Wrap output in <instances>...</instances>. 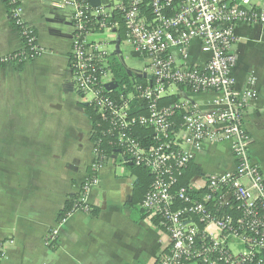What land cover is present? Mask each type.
<instances>
[{
    "label": "built area",
    "instance_id": "1",
    "mask_svg": "<svg viewBox=\"0 0 264 264\" xmlns=\"http://www.w3.org/2000/svg\"><path fill=\"white\" fill-rule=\"evenodd\" d=\"M3 1L11 7L20 40L36 41L22 22L20 0ZM49 2L68 12L73 28L72 82L89 98L87 105L98 119L97 132L109 139L115 148L112 157L120 165L140 167L153 176L140 208L158 220L170 241L155 264H264V175L249 156L251 140L243 122L254 98L250 88L254 79H249V88L237 92L232 77L236 30L240 25H264V0H117L97 8L87 0ZM99 32L109 34L111 53L101 42L90 40ZM117 39L120 54L124 44L129 57L142 64L141 69L131 70L119 61L129 77L143 81L133 83L131 89L122 85L121 91L108 63L110 56L116 57ZM195 41L206 56L202 62H191ZM33 49L37 56L42 53L37 44ZM111 84L116 88L109 89ZM174 89L214 98L207 110L190 100L163 105L165 97L176 94ZM99 138L92 141L90 174L76 194V204L70 211H60L57 225L76 211L92 209L86 196L98 185L97 171L110 159L99 148ZM223 143H229L233 170L200 174L178 186L195 153ZM57 239L58 229L52 228L44 243L53 248Z\"/></svg>",
    "mask_w": 264,
    "mask_h": 264
},
{
    "label": "crops",
    "instance_id": "2",
    "mask_svg": "<svg viewBox=\"0 0 264 264\" xmlns=\"http://www.w3.org/2000/svg\"><path fill=\"white\" fill-rule=\"evenodd\" d=\"M109 3L100 0V5ZM20 6L22 22L35 31L42 53L22 67L0 66V264H155L169 236L139 205H128L137 178L114 157L97 171L98 185L86 196L97 212L76 211L57 225L64 203L90 174L92 124L84 111L89 98L72 82L68 12L49 0H20ZM236 37L234 88L242 92L254 79V98L243 122L251 140L249 156L264 175V25H240ZM198 46L195 41L190 49L193 63L206 58ZM21 49L0 0V59ZM175 92L174 97L202 110L214 98ZM193 163L201 175L234 169L229 143L204 146ZM52 228L58 229V239L48 248L44 239Z\"/></svg>",
    "mask_w": 264,
    "mask_h": 264
},
{
    "label": "trees",
    "instance_id": "3",
    "mask_svg": "<svg viewBox=\"0 0 264 264\" xmlns=\"http://www.w3.org/2000/svg\"><path fill=\"white\" fill-rule=\"evenodd\" d=\"M3 2L5 4V7H6V10L8 13V17H9L12 25L14 26V19H12V16L10 13L11 7L7 4L6 1H3ZM115 21H117L119 23V26H120L119 31H118L119 38L123 39L124 38V28H123V24H122V20H121L120 15H117L115 17ZM17 28H19V26H17ZM29 30L31 32L30 36L34 35V37H36L35 31L33 29H31L30 27H29ZM28 38L29 37H25V38H23V40H21V42H23L21 50L3 58V59H0V66L5 65V64H10V63H16L19 67H22L25 63L31 62L34 59H36L38 56L36 55L35 50L33 49V47L36 45V41L29 42ZM4 60H7V62H4ZM108 63H109L110 71L113 74V78L116 81V83L118 84L117 89L119 91H121L122 85H126L128 87V89H131L133 83H136V84L143 83L142 79H140V78L129 77L127 72L125 71V69L119 63L118 59H116V57L110 56L108 58ZM177 102H178V99L174 96H167L163 99V105H171V104H174ZM84 111H85L87 117L90 119L91 124H92V131H91L92 133L90 136L91 141H93L94 138L96 139V138L100 137L99 139L101 142H100L99 148L103 151V154L107 158H111L113 155H115V152H114L115 148L108 143V141H109L108 138L101 137V135L97 132L96 123H97L98 119H97V116H96L93 108L91 106L87 105V106H84ZM177 121H179V117L177 118ZM144 133L151 135V133L149 131H146ZM125 170H126L127 174H129L131 176H135L137 178V183L134 185V189H133L132 200L128 205H130V206L139 205V207H140V204L143 201L145 195L150 191L151 185L153 183V176L150 175L149 171H147L146 169L140 168V167L127 166V167H125ZM89 173H90V171H89ZM197 175H200V169L192 161L185 168V170L183 172V178L179 182L178 186L181 187V186L186 185L191 178H193ZM74 204H76V195L70 196L66 200V202L64 203V207H63L64 211H70ZM96 212H97V210L94 208H92L90 211V213H92V214H95ZM61 214H62V212L59 213L58 219L61 217ZM152 220L154 223L158 224V220H156V219H152ZM1 255H2V251L0 248V261H1Z\"/></svg>",
    "mask_w": 264,
    "mask_h": 264
},
{
    "label": "rangeland",
    "instance_id": "4",
    "mask_svg": "<svg viewBox=\"0 0 264 264\" xmlns=\"http://www.w3.org/2000/svg\"><path fill=\"white\" fill-rule=\"evenodd\" d=\"M103 1L112 2V3L117 2V0H103ZM108 37H109V34L107 32H99V33L92 35L90 40L95 41V42H101L102 44L106 46V49L108 50V52L111 53L113 51V45L110 44L112 40ZM121 50H122L124 64L128 69H131V70L141 69L142 64L140 62L135 61L133 58L129 57L128 52L125 51L124 44L121 45ZM172 55L176 61H179V56L177 55L176 51H172Z\"/></svg>",
    "mask_w": 264,
    "mask_h": 264
},
{
    "label": "water",
    "instance_id": "5",
    "mask_svg": "<svg viewBox=\"0 0 264 264\" xmlns=\"http://www.w3.org/2000/svg\"><path fill=\"white\" fill-rule=\"evenodd\" d=\"M87 2L89 3V5H90L92 8H97V7L100 6V0H87ZM113 55L118 56L120 62L122 63V65H124V63H123V59H122V57L120 56V50H119V39L116 40ZM128 74H129V73H128ZM143 77H144V76H143ZM116 86H117L116 84H111L109 89H115Z\"/></svg>",
    "mask_w": 264,
    "mask_h": 264
}]
</instances>
